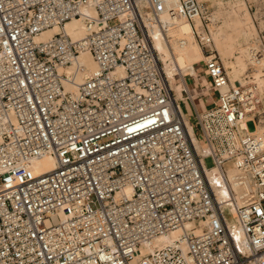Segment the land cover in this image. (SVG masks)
Returning a JSON list of instances; mask_svg holds the SVG:
<instances>
[{
	"label": "built area",
	"instance_id": "built-area-1",
	"mask_svg": "<svg viewBox=\"0 0 264 264\" xmlns=\"http://www.w3.org/2000/svg\"><path fill=\"white\" fill-rule=\"evenodd\" d=\"M181 20L217 92L198 110L184 88L193 114L153 35L176 58ZM211 21L201 0H0V264H264V41L234 84ZM46 155L55 167L35 173Z\"/></svg>",
	"mask_w": 264,
	"mask_h": 264
},
{
	"label": "rangeland",
	"instance_id": "rangeland-1",
	"mask_svg": "<svg viewBox=\"0 0 264 264\" xmlns=\"http://www.w3.org/2000/svg\"><path fill=\"white\" fill-rule=\"evenodd\" d=\"M201 1L207 6L209 16L215 19L214 23L211 21L210 27L214 29L218 48L225 47L228 50V59L223 57L225 65L229 66L228 63L230 61L235 64L233 67L229 66L230 75L236 74L239 80H244V75L250 67V63L246 54L242 53V48H248L258 35H261L264 41V0ZM117 21V19H113L111 22L116 23ZM198 66L201 67L203 65L200 63ZM230 70L234 72L232 73ZM200 75L202 77L205 76L204 72ZM262 78L264 79V77ZM177 79L178 77L173 78L174 84L179 85L183 82L182 78L179 81ZM188 83L193 85L194 80L188 78ZM262 85L264 86V80ZM179 88L182 90V86L179 85ZM213 94L216 95L205 98L208 106H211L217 98V92L214 91ZM199 106L202 108L201 104ZM183 107L189 109L185 101L183 102ZM248 126L251 130L256 127L253 120L248 122ZM204 161L207 167L214 165V160L211 156L205 157Z\"/></svg>",
	"mask_w": 264,
	"mask_h": 264
},
{
	"label": "bare ground",
	"instance_id": "bare-ground-1",
	"mask_svg": "<svg viewBox=\"0 0 264 264\" xmlns=\"http://www.w3.org/2000/svg\"><path fill=\"white\" fill-rule=\"evenodd\" d=\"M162 18L165 21L169 20L168 14L165 10L162 12ZM211 18H212V22L214 23L215 19L213 17H211ZM195 22H196V24L198 23L197 25H199L201 23V19L199 17H197L195 19ZM56 30H58V28H55L53 30L44 31L41 36H48L52 33V31H56ZM66 30L70 34H72L74 37H80L84 34L83 24L78 19H73L71 21H68L66 24ZM192 31H193V25L188 20H181L177 27H173L168 31V35L173 36V38H172L173 50H174L176 58L174 57V55L172 56L173 51L170 48V46L167 45V36L164 35V33H161V34L158 33V30L153 31L156 46L161 51H163L165 53V58H166L165 60L167 61V71L169 73L171 86H172V88L175 89V91L177 93V98L181 97L184 92L182 93V90L179 88V86L174 84L173 78L174 77L176 78V76L174 75V73H175L174 65L179 64L185 68V71L190 72L193 75L192 77H198L197 68L194 65V63L199 62L200 60L204 59V54H203L202 48H201L199 42H197L196 36L193 34ZM212 32H213L215 45H216L214 29H212ZM181 36L185 37L187 39L186 43L184 45H180L177 41V39ZM216 47H217V45H216ZM249 47H250V45L248 46V48H242V53L246 54V56L250 60V48ZM168 59L171 61H169ZM79 60L86 65L87 72H91V71H94L97 69V63L94 60V58L92 57V54L90 53V51H88V50L82 51L79 55ZM172 61H173V66H172ZM228 65L230 67H233L235 64H233V62L230 61L228 63ZM229 66H227L228 69L230 68ZM230 71L232 73L234 72L233 70H230ZM195 74H197V75H195ZM255 76L258 79H260V83L262 85L264 79L261 77L260 71H256ZM231 77H232V81L234 84L238 83L239 79L236 76V74L231 75ZM181 78H182V80H184V78L182 76H181ZM242 81H244V80H242ZM180 86H182V88H183L185 86V82L183 81V83ZM262 89L264 90L263 85H262ZM187 123H188V128L194 137L195 135L193 133L192 124L189 121ZM260 129H261V126L258 127L257 131H260ZM55 165H56L55 158L52 157L51 155H46V156H43L40 159L36 160L33 163V168H34L35 173H40L43 171H49V170L53 169L55 167ZM214 170H217V168H214ZM227 170H228L230 178L234 179V177L236 176V168L234 166L230 165V166H228ZM218 179H220V176L218 177ZM222 191L224 193H226L227 192L226 187H223ZM192 225L193 224H188V227H191ZM195 231L200 232L201 227H196ZM181 233H182V229L180 228V229L173 230L169 234L160 237L158 239V246H162V245H165L167 243L174 241L175 239H177V237Z\"/></svg>",
	"mask_w": 264,
	"mask_h": 264
},
{
	"label": "crops",
	"instance_id": "crops-1",
	"mask_svg": "<svg viewBox=\"0 0 264 264\" xmlns=\"http://www.w3.org/2000/svg\"><path fill=\"white\" fill-rule=\"evenodd\" d=\"M216 45H217V43H216ZM217 48H218V45H217ZM218 50H219V53L222 55V58L226 57V59H228V56H229L228 50L225 47H222L221 49L218 48ZM202 72H204V74H205L204 77H202L200 75ZM197 74H198V77L186 76L184 78L183 81L185 82V86L182 88V93L184 92L183 89L186 88L189 91V93L194 96V104H195L194 106L198 110H201L203 108L208 107V104L206 103L205 98L207 96H212V95H216V94H213V92L215 90L211 88L210 78L208 77V75L204 71L203 66H201V67L197 66ZM197 74H195V75H197ZM188 78H191L192 80H194L193 85H190L188 83ZM177 80L179 81L180 79H177ZM181 84H179V85H181ZM179 85H177V86H179ZM179 98L183 99V102L185 101L188 104L189 109H185V108L184 109L189 114H193L194 108H193L192 102L187 98L186 93L184 92L183 95ZM215 101H216V99H215ZM199 104H201L202 108L199 106Z\"/></svg>",
	"mask_w": 264,
	"mask_h": 264
}]
</instances>
